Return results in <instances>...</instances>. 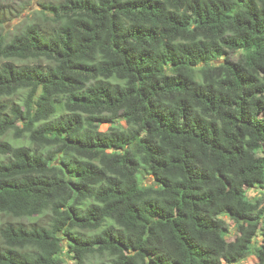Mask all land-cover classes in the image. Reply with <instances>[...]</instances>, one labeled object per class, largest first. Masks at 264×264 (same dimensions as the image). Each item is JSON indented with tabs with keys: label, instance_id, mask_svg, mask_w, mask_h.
Returning a JSON list of instances; mask_svg holds the SVG:
<instances>
[{
	"label": "trees",
	"instance_id": "obj_1",
	"mask_svg": "<svg viewBox=\"0 0 264 264\" xmlns=\"http://www.w3.org/2000/svg\"><path fill=\"white\" fill-rule=\"evenodd\" d=\"M37 4L5 32L23 7L0 3V264L242 258L264 215L244 196L264 181V0Z\"/></svg>",
	"mask_w": 264,
	"mask_h": 264
},
{
	"label": "rangeland",
	"instance_id": "obj_2",
	"mask_svg": "<svg viewBox=\"0 0 264 264\" xmlns=\"http://www.w3.org/2000/svg\"><path fill=\"white\" fill-rule=\"evenodd\" d=\"M38 1L39 0H0V3L5 6L9 5V6H22L23 7L22 12L17 17L11 19V21H7L3 25V31L5 32L12 31L14 27L18 25L20 21L27 14L31 12V10L39 8V5L37 4ZM232 57L234 58L239 57V53L237 52L233 53ZM106 128H107V124H103L101 126V129H106ZM144 180L145 182L151 181V177H148L146 179L144 178ZM244 196L245 198L249 200L257 201L259 206L264 208V181L259 184H256L252 188L244 189ZM222 218L225 221V228L227 231L226 238L228 240H232L237 233L236 228H235L236 220L229 215H223ZM256 229H257L256 234L252 238L251 245L249 246L246 254L239 260L233 263H229V264H254L257 261V257L254 254V248L260 245L262 241V232L264 229V215L261 217V219H259L256 222ZM66 253L68 252L63 253V257L65 259L64 264H73V260H70V258L66 256ZM69 253L70 255L72 254L70 251ZM222 264H228V263L222 262Z\"/></svg>",
	"mask_w": 264,
	"mask_h": 264
}]
</instances>
